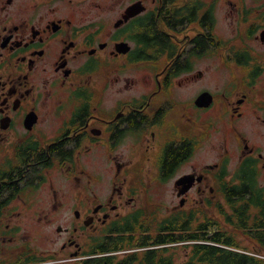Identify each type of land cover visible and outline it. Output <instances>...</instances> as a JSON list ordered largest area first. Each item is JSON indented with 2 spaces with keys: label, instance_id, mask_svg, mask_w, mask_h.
<instances>
[{
  "label": "flooded vegetation",
  "instance_id": "obj_1",
  "mask_svg": "<svg viewBox=\"0 0 264 264\" xmlns=\"http://www.w3.org/2000/svg\"><path fill=\"white\" fill-rule=\"evenodd\" d=\"M253 185L264 0H0V264H119L167 221L228 237Z\"/></svg>",
  "mask_w": 264,
  "mask_h": 264
},
{
  "label": "trees",
  "instance_id": "obj_2",
  "mask_svg": "<svg viewBox=\"0 0 264 264\" xmlns=\"http://www.w3.org/2000/svg\"><path fill=\"white\" fill-rule=\"evenodd\" d=\"M254 187L253 185L252 198L258 197L259 202L242 204L241 208H237L235 213L230 215L228 221L235 231L230 232L228 237L223 236L221 232L209 236H183L176 233L178 223L167 221L158 227L159 235L155 240L146 243L150 248L122 259L119 264H134L137 260L139 264H176L173 253L161 250L173 245L189 248L186 250L184 261L177 264H264V193ZM250 192L245 184L236 195L246 197ZM248 204L251 208H248ZM256 208L260 213L255 212ZM238 230L246 233V237L256 246L253 247L254 250L238 241Z\"/></svg>",
  "mask_w": 264,
  "mask_h": 264
},
{
  "label": "rangeland",
  "instance_id": "obj_3",
  "mask_svg": "<svg viewBox=\"0 0 264 264\" xmlns=\"http://www.w3.org/2000/svg\"><path fill=\"white\" fill-rule=\"evenodd\" d=\"M230 232H234L233 230H232V227L230 228ZM236 236H237V238H238V241L241 243V244H243V246L245 245L246 247L248 246V248L249 249H251V250H254L253 249V246H254V243L251 241V240H248L247 239V237L245 236V235H243L242 233H237L236 234ZM61 240H62V238L60 237V236H58L57 235V233H54V241H56L57 242V244L56 245H54L53 247L54 248H56L60 243H61ZM177 247H180L179 249H177L178 250V262L177 263H181L182 261H184V256H185V254H184V252L188 249V248H183L184 246H182V245H178ZM176 263V264H177Z\"/></svg>",
  "mask_w": 264,
  "mask_h": 264
},
{
  "label": "water",
  "instance_id": "obj_4",
  "mask_svg": "<svg viewBox=\"0 0 264 264\" xmlns=\"http://www.w3.org/2000/svg\"><path fill=\"white\" fill-rule=\"evenodd\" d=\"M134 6H139V5H134Z\"/></svg>",
  "mask_w": 264,
  "mask_h": 264
}]
</instances>
